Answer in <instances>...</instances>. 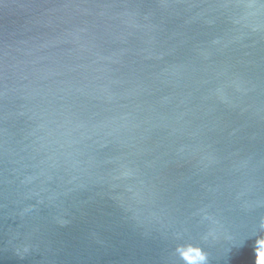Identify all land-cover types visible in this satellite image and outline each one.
<instances>
[{"label":"water","instance_id":"95a60500","mask_svg":"<svg viewBox=\"0 0 264 264\" xmlns=\"http://www.w3.org/2000/svg\"><path fill=\"white\" fill-rule=\"evenodd\" d=\"M264 0H0V264H261Z\"/></svg>","mask_w":264,"mask_h":264},{"label":"clouds","instance_id":"9594fccd","mask_svg":"<svg viewBox=\"0 0 264 264\" xmlns=\"http://www.w3.org/2000/svg\"><path fill=\"white\" fill-rule=\"evenodd\" d=\"M261 264H264V255H261Z\"/></svg>","mask_w":264,"mask_h":264}]
</instances>
